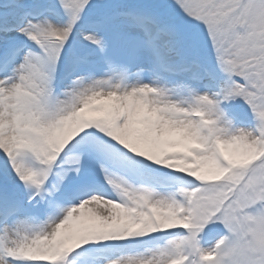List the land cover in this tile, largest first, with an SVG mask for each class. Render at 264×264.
Instances as JSON below:
<instances>
[{
    "label": "snow or ice",
    "instance_id": "obj_1",
    "mask_svg": "<svg viewBox=\"0 0 264 264\" xmlns=\"http://www.w3.org/2000/svg\"><path fill=\"white\" fill-rule=\"evenodd\" d=\"M0 264H264V0H0Z\"/></svg>",
    "mask_w": 264,
    "mask_h": 264
}]
</instances>
